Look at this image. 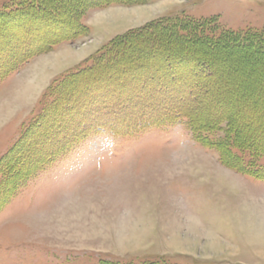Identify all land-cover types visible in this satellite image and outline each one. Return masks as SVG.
I'll list each match as a JSON object with an SVG mask.
<instances>
[{
  "label": "rangeland",
  "instance_id": "obj_1",
  "mask_svg": "<svg viewBox=\"0 0 264 264\" xmlns=\"http://www.w3.org/2000/svg\"><path fill=\"white\" fill-rule=\"evenodd\" d=\"M32 1L60 20L36 8L0 20L12 68L0 264H264V0H0V12ZM120 90L112 111L170 101L197 130L83 123L113 118L84 109Z\"/></svg>",
  "mask_w": 264,
  "mask_h": 264
},
{
  "label": "trees",
  "instance_id": "obj_2",
  "mask_svg": "<svg viewBox=\"0 0 264 264\" xmlns=\"http://www.w3.org/2000/svg\"><path fill=\"white\" fill-rule=\"evenodd\" d=\"M25 4H22L20 7L16 8V9L1 11L0 12V20L6 21L5 19H8V17H16V16L18 17L22 13L23 14L29 13L28 11L34 12L35 8H36V10H38L39 17H43L42 19H45L48 16H51L49 20H54V22H55L57 17H58L57 21L60 20V17L58 16V14H54V15H51L49 13L47 14L48 10H50V9L48 6H46V5L44 6V3L41 1L40 2L39 1L38 2L32 1V4H30V5L29 4L25 5ZM181 40H183L185 42L188 41L185 39H181ZM197 42H200L203 44H208L210 46H214L213 44H211L209 38L198 37L195 41H193V44H196ZM52 44H53V41L50 40L48 45L51 46ZM230 45L232 47H234V49H237V48L251 49V48H249L251 46L250 45L248 46L247 44H240L239 45L238 43L231 42ZM229 46H227V47H229ZM225 48H226V46H225ZM27 56H29V55H27ZM187 58H188V56H187ZM137 60L138 59L133 61V59H131V60L128 59V60H126V62L128 63V66L131 67V65L134 64ZM129 62H130V64H129ZM202 65H204V64L201 62L200 63L198 62V64H197L198 67H200ZM11 69L12 68H10V67L8 69H6V67H3L2 65H0V79L7 74L6 73L7 70L10 71ZM91 69H93V68L91 67ZM91 69H89V72ZM97 70L98 71L96 72V76H101L103 73L107 74L106 70H104V71H101V69H97ZM195 72H196V70H195ZM80 73H78V74H80ZM80 79L83 80V77L71 79L70 82H72V83L79 82V81H81ZM69 87L71 88L70 85H69ZM55 89H57V87ZM101 90L102 89H100V91ZM120 91H122V90H120ZM112 93H113V91L103 92V94H100V97H101V98H99L100 103L97 104L96 107L92 106V104L90 103L87 105V107H85L84 111H86V112L90 111V112L94 113V115H97L98 113L101 115L102 114H105V115L109 114L113 118H111L110 120H105V119L100 120V118H97V116H95L96 117V123L94 122V124H92L90 121H85V122L83 121V123H85V124L87 123V125H89V126H100V127L108 128V130H110L111 132H113L115 134H120L121 130L119 128H117L116 126H123L124 124H127L126 126H131V128H137L138 126L152 127L155 125H163V124H166L168 122H177L180 119L187 118V122H188L189 127H191V129L194 131L197 130L195 123H194V119L191 116V114L189 113V111L187 112L186 109H183L180 107L178 108V106H175L170 101H167L166 103L161 104V106L155 107V106H153V102H155V100L146 99V102H141L139 100L140 103L138 104L137 109L130 113L131 114L130 117H127L128 115L125 114L124 112H122L120 109H118L117 112L116 111L114 112V110L113 111L111 110V108H112L111 101H115L119 104L120 99L124 97V94H123L124 91H122L121 94L116 95L115 98H114V96L111 95ZM61 96H62V94H61ZM127 96H129V95H127ZM173 99H174V101H177L176 97H174ZM59 102H60V99H59ZM53 104H55L52 106L54 108L53 110H56L58 103H55V101H54ZM119 106H120V104H119ZM91 109H92V111H91ZM87 114H89V113H87ZM90 124H92V125H90ZM93 129H96V127H94ZM83 136H85V134L83 131H81L80 135H78V136L76 135V139L79 137L81 138ZM73 142H75V141H73Z\"/></svg>",
  "mask_w": 264,
  "mask_h": 264
},
{
  "label": "bare ground",
  "instance_id": "obj_3",
  "mask_svg": "<svg viewBox=\"0 0 264 264\" xmlns=\"http://www.w3.org/2000/svg\"><path fill=\"white\" fill-rule=\"evenodd\" d=\"M128 40V39H127ZM68 49V48H67ZM65 50V49H64ZM64 50H62L63 52H61V53H59L58 55H56V59L57 60H60L61 58H66L65 56H66V54L68 53L67 51V53L66 52H64ZM69 50V49H68ZM50 61V60H49ZM48 61V62H49ZM61 61H63V60H61ZM56 63V62H55ZM42 68V67H41ZM41 70H44L43 68L41 69ZM35 77V76H34ZM33 87H34V85H33ZM25 88V89H24ZM24 95H26L25 93H29V90L31 89V84L30 83H28V85H25L24 86ZM20 92V91H19ZM255 234H256V238L257 237H264V231L262 230V229H258L256 232H255Z\"/></svg>",
  "mask_w": 264,
  "mask_h": 264
}]
</instances>
